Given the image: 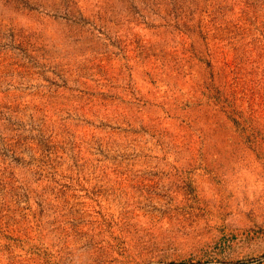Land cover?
<instances>
[{"label":"rangeland","instance_id":"1","mask_svg":"<svg viewBox=\"0 0 264 264\" xmlns=\"http://www.w3.org/2000/svg\"><path fill=\"white\" fill-rule=\"evenodd\" d=\"M0 264H264V0H0Z\"/></svg>","mask_w":264,"mask_h":264}]
</instances>
